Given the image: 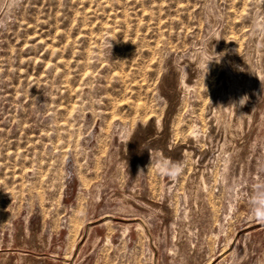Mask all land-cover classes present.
<instances>
[{"label":"rangeland","instance_id":"374dc122","mask_svg":"<svg viewBox=\"0 0 264 264\" xmlns=\"http://www.w3.org/2000/svg\"><path fill=\"white\" fill-rule=\"evenodd\" d=\"M255 197L264 0H0V264H264Z\"/></svg>","mask_w":264,"mask_h":264},{"label":"clouds","instance_id":"9594fccd","mask_svg":"<svg viewBox=\"0 0 264 264\" xmlns=\"http://www.w3.org/2000/svg\"><path fill=\"white\" fill-rule=\"evenodd\" d=\"M210 44V43H209ZM212 51L209 46L198 50V60L200 63L205 64L208 68V64L214 59H211ZM244 98L241 99L240 104L243 105L245 102ZM150 151V166L154 167L157 174L165 176L169 179H176L180 176L184 169V164L182 161H173L169 157L161 155L155 161L152 159L151 150ZM253 214L254 216L264 222V197H255L253 199Z\"/></svg>","mask_w":264,"mask_h":264},{"label":"bare ground","instance_id":"6f19581e","mask_svg":"<svg viewBox=\"0 0 264 264\" xmlns=\"http://www.w3.org/2000/svg\"><path fill=\"white\" fill-rule=\"evenodd\" d=\"M196 127H197V125H196ZM197 134H198V129H193L192 130V137L191 138H193V136H195V135L197 136Z\"/></svg>","mask_w":264,"mask_h":264}]
</instances>
